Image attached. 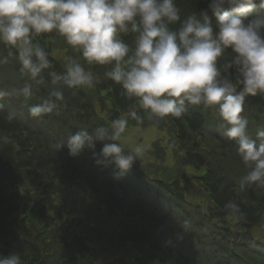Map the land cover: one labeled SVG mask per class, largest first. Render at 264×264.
Instances as JSON below:
<instances>
[{
	"label": "trees",
	"instance_id": "16d2710c",
	"mask_svg": "<svg viewBox=\"0 0 264 264\" xmlns=\"http://www.w3.org/2000/svg\"><path fill=\"white\" fill-rule=\"evenodd\" d=\"M176 4L182 16L208 6L207 0H176ZM123 38L132 43V35ZM37 42L48 52L51 70L63 72L68 58L77 59L93 72L95 85L65 88L64 106L59 114L33 120L26 116L30 104L47 98L50 84H34L30 100L15 96L14 101L20 104L17 115L12 109L10 113L0 110V251L4 255L17 251L24 264L39 262V231L22 217L24 211L48 229L54 246L61 242L67 251L62 264H88L96 256L95 246L108 240V231L104 230L116 229L121 243L132 242L153 252L163 264H190L188 259L182 261V253L175 252L179 242L199 245L208 260L217 264H250L237 258L239 250L250 253L247 257L252 256L253 264H264V189H239V178L247 168L233 162L240 161L237 149L215 134L219 123L213 120V108L187 106L182 117H170L172 141L167 147L163 139L155 141L151 150L154 154L159 150L166 153L172 145L178 146L179 151L185 150L184 154L175 155L173 165L162 156V161L156 163L158 171H154L155 166L144 154L140 164L132 167L129 178L117 184L109 175L111 168L94 156L97 146L74 157L66 146L59 145L66 144L70 134L83 128L91 131L98 126L110 127L111 121L125 115L135 100L105 76L108 66L87 65L81 53L67 45L59 34H43ZM61 46L67 56L60 59L52 51ZM9 51L8 46L0 43V59L7 60L0 63V77L7 79L11 87H22L29 81L20 72L15 50H11L12 56ZM246 103L257 111L247 114L249 130H257L264 125V96L249 97ZM138 114L142 122L128 118V128L139 127L150 118L142 110ZM154 124L168 125L166 118H157ZM229 161L232 166H227ZM141 169L163 176L161 183L167 191L164 198L171 202V208L165 210L148 199L127 201L128 192L136 194L133 181L140 180ZM204 169L208 171L206 175L199 176ZM78 177L84 178V185L72 204L67 200ZM145 202L152 204L154 210H149ZM228 202L238 205V214L225 211ZM114 219L119 221L118 227L101 226L102 222ZM165 234L169 236L167 242L162 240ZM215 240L222 241L219 250L223 262L215 256ZM137 262L147 264L149 260L140 258Z\"/></svg>",
	"mask_w": 264,
	"mask_h": 264
},
{
	"label": "clouds",
	"instance_id": "9594fccd",
	"mask_svg": "<svg viewBox=\"0 0 264 264\" xmlns=\"http://www.w3.org/2000/svg\"><path fill=\"white\" fill-rule=\"evenodd\" d=\"M50 33L63 37L87 65L108 66L105 76L135 100L110 127L78 130L59 148L75 157L102 142L101 155L128 172L145 152L139 144L125 149L128 118L142 122L141 110L158 119L180 118L187 106L203 105L216 109L223 134L236 141L247 168L239 189H264V129L253 139L245 110L249 97L264 96V0H210L207 9L183 16L176 0H0V43L9 56L15 50L29 81L12 94L30 100L34 84L51 85L47 98L28 106L33 118L59 114L65 88L95 85L93 72L77 59L68 58L63 72L51 70L49 54L37 42ZM6 95L0 91V100ZM224 207L233 215L240 211L235 202ZM0 264L24 261L10 251L0 254Z\"/></svg>",
	"mask_w": 264,
	"mask_h": 264
},
{
	"label": "rangeland",
	"instance_id": "374dc122",
	"mask_svg": "<svg viewBox=\"0 0 264 264\" xmlns=\"http://www.w3.org/2000/svg\"><path fill=\"white\" fill-rule=\"evenodd\" d=\"M54 52V55L58 58L61 59V57H66L67 56V51L64 49V47L61 46V48L58 51H52ZM147 120L149 122L146 123H142L141 126H137V127H130L127 130L126 133V137L123 140L124 143V147L125 149H128L130 147H134L136 145H143L145 148V152L144 154H146L148 156V158L151 160V165L155 166L154 171H158V166H157V162L162 160V156L165 157V159L167 160V162L170 165L174 164V157L173 154L169 151H167L166 153L164 152V150H159L157 151L155 154L154 152L151 150L152 147V143H154L153 141H160L161 139L164 140V145L167 147L169 145V143L172 141V132L170 130V122L167 121L168 125H161L157 127L151 126L152 123L156 122V119H151V118H147ZM156 128V129H154ZM168 142V143H167ZM166 149V148H163ZM205 149H209L208 145H205ZM234 163L240 164V161L238 159H234L233 160ZM136 165H139L140 162L137 161L135 163ZM224 164V162H223ZM231 165L230 161L228 163L227 166ZM232 166V165H231ZM157 194V198H147L148 200L151 201V203L158 205L159 207L163 208V209H169L172 207V204L169 200H167L166 198H164V195H160L158 193ZM187 200H190L189 197H186ZM149 210H153V206L150 203H147V206ZM174 208V207H173ZM166 212V211H165ZM107 224H110L109 220H106V222H102L101 226H105ZM183 226H186L184 223L182 224ZM106 231H110V233H107V238L108 240L105 241V243L107 245L110 246V248H117L116 245V238H115V231L113 230H104ZM165 232H167V230L165 229ZM169 239V236L165 234V236L162 237L163 242H167ZM173 245H176V243H174ZM187 245V244H186ZM188 246V245H187ZM189 247V246H188ZM98 248V247H97ZM99 249V248H98ZM113 249H112V253H113ZM194 249V248H192ZM121 251H123V255H132V256H140V257H144L145 251H141V250H136L133 251L132 253H129V251L126 248H121ZM179 250L187 253V257L192 258L193 260H196V256L193 254V250L191 249H187L186 246H179ZM197 254H199V251H196ZM112 256V255H111ZM201 257V255H199ZM206 257H201L200 261L205 262ZM209 264H215V262H210Z\"/></svg>",
	"mask_w": 264,
	"mask_h": 264
}]
</instances>
